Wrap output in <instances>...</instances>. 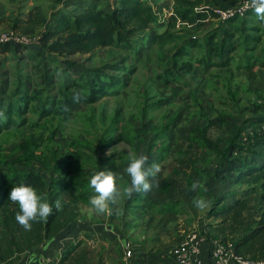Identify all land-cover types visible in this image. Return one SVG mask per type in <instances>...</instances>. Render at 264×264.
I'll list each match as a JSON object with an SVG mask.
<instances>
[{
  "label": "trees",
  "instance_id": "1",
  "mask_svg": "<svg viewBox=\"0 0 264 264\" xmlns=\"http://www.w3.org/2000/svg\"><path fill=\"white\" fill-rule=\"evenodd\" d=\"M240 1L174 0L172 5L169 0H165L163 3H155V6L148 0H115L114 5L109 0H67L65 6L55 12L54 19L40 33L39 43L25 46L19 42H0V59H4L2 64H7L8 59L4 58V55L27 48L30 52L28 57L31 60H39L35 65L37 68L34 69L37 72L45 71L46 74L52 72L53 74L48 75L54 77L53 82L60 83L59 92L48 93L45 96L43 112L47 115L62 114L65 120H70L82 102L93 105L106 96L120 95L129 87L138 66L128 65V58L125 56H114V59L101 67L84 68L79 61L68 57L94 53L107 47H127L129 53L137 56L147 44L170 42L175 39L176 33L186 30L183 28L184 30L179 31L176 28L178 21L194 23V29H197V26L201 29L205 19L218 17L219 11L234 8ZM164 7L172 9L173 13L166 18V26L161 30L158 26ZM197 7L201 8L196 11ZM252 14L254 12L251 10L243 17L233 16L223 21L220 26L208 30L200 38L191 36L182 40L168 56L171 67L158 71L155 78L171 84L182 79L179 75L181 71L193 75L196 72L195 67H200L201 71L206 72L213 67L228 66L233 60L232 54L242 45L245 53L253 55L261 39L258 35V27L246 31L239 26L241 21ZM233 22L239 23L231 30L228 25ZM40 24L39 17L30 12L16 22L14 28H20L26 34H33L34 26ZM249 30H255L257 33L254 31L251 33ZM134 44H138L141 48H134ZM194 51L201 52L200 56L195 57ZM53 54L65 58L55 67H49V62L58 60ZM250 58L248 56L247 67L252 65ZM25 68H20L19 71ZM18 75H21L20 78L14 77L15 73H11L13 78L10 77L12 81L8 85L9 88L12 87L10 90L6 88V83L0 84V132L28 124L31 121L27 116L31 110V102L34 97H40L39 92H31L30 85L25 83L27 76L23 72H19ZM6 92H11L12 95L6 98L4 96ZM158 104L162 105L163 102L160 101ZM251 110L252 115L244 121L223 111L216 118L203 122L199 135H194L190 139L191 145L197 142L204 149L205 156H210L207 160L202 157L205 160L203 166L197 169L199 167L196 165L195 168L196 181L205 186L193 190V178L187 174L188 183L180 195L177 194L180 188L174 183L171 185L163 181L160 187V191L167 195L158 202L159 212L164 214L188 213L189 206L195 211L196 206L193 207L191 204L192 198V203L200 200V196L205 192L213 197L216 196L204 218V221L207 219L212 221H206L201 230V233L207 237L210 264H213L211 246L213 238H220L225 243H233L234 251L238 255L255 261L264 260V205H261L257 215L247 213L248 197L264 190V102H252ZM119 113L120 109L117 110V114L114 113L112 123L103 132L99 131L100 135H96V143L104 147L123 140L135 143L134 134L129 135L128 132L120 131L119 126L116 125ZM213 126L226 130L228 137L225 141L220 138L214 141L208 137V130ZM170 127H174L173 124ZM246 130L252 131L244 138L243 133ZM117 131L120 134L116 136ZM168 133L163 130L156 139L164 141ZM167 143L168 145L157 144L154 151L148 150V152L161 155L154 156L159 160L169 154L172 147L178 145V137L169 138ZM85 148L92 150L93 153L97 152L95 143L85 141L83 145L79 142L72 148L76 150H70L61 159L30 152L27 160L37 163L36 168H28V170L11 168L13 171L11 174L0 170V264H26L31 257L32 260L34 259L33 263H38L42 257L48 255L47 250L51 244L64 239L76 228L80 230L78 223L82 220L80 218L84 209L82 206L90 205V197L94 195V190L89 187V181L84 177L71 179L74 172L78 177L80 169L68 167L78 159ZM125 156L118 157L117 152H113L103 158L107 160V164L101 168H92L93 171H89V176L100 169L119 173L130 162ZM7 162L9 161L6 160L5 163ZM213 167V176L207 174V180H201L200 172L211 171ZM123 175V173L119 175L122 179L118 182L122 187L130 184L128 177L124 178ZM21 183L33 186L38 194L45 196L53 206V213L47 219L33 222L30 231H26L18 224L15 216L19 206L12 205L14 203L9 200L12 188ZM221 183L232 185V189L220 192ZM65 191L72 195L70 201L61 200L60 195ZM148 193L133 194L126 201L125 206L131 207L130 203L140 199L146 201L150 195ZM57 200L62 205L58 211L55 208ZM179 205L182 207H178ZM125 206L124 203L123 206H115L110 211V216L113 220L117 216L120 225L125 226L126 229L128 223L124 221ZM119 210L122 212L118 215ZM101 218L100 216L99 219ZM115 239L119 243L117 254L120 256L121 252L123 253L121 244L123 239L120 235H116ZM85 243V238H81L69 245L56 263L104 264V254L97 253L95 259V252ZM137 254L134 248L130 260L139 256Z\"/></svg>",
  "mask_w": 264,
  "mask_h": 264
},
{
  "label": "rangeland",
  "instance_id": "2",
  "mask_svg": "<svg viewBox=\"0 0 264 264\" xmlns=\"http://www.w3.org/2000/svg\"><path fill=\"white\" fill-rule=\"evenodd\" d=\"M154 1L157 2L158 0ZM66 2L67 0H0V36L13 37L15 34L24 36L30 40L29 42L25 41L23 43L25 46L35 43V41L39 43V39L37 38L40 33L54 19L55 12L63 8ZM109 2L112 5L115 4L114 0H109ZM111 4L110 6H112ZM30 12L37 15L41 20L40 25L34 26L33 34H26L20 28L15 29V23L23 19ZM161 15L164 18L163 13ZM222 22L223 20L217 18L214 22H207L201 29L198 26L197 29L184 28L186 29L184 30L182 28L184 31L176 33L175 39L170 42L164 44L149 43L146 48L141 50L136 62L129 60L128 56H131V53L128 51L129 49L121 47L102 49L93 54L79 57L80 61L86 64L87 68H90L93 66H102L106 62H110L114 56H125L128 58L127 64H136L138 70L132 76L129 87L122 94L118 96H106L99 102L93 103L94 105L82 102L70 120H65L62 114L47 115L43 112L42 105L45 96L48 93L59 92L58 86L60 83L57 81L53 82L55 80L54 77L48 75L53 74L52 72L48 74L45 71L37 72L34 68H37L35 65L38 60H31L28 57L30 52L27 48L4 55V58L8 60L7 64H2L4 59H0L3 60L0 61V84L6 83V88L10 90L8 85L12 82L11 79L13 77L11 73H15L14 77L20 78L21 75L18 74L19 72H23L27 76L25 83L29 84L33 91L39 92L40 97H34V100L31 102V110L27 114L31 121L28 124L18 128H8L0 132V170L2 169L11 174L13 172L11 168H14V170L19 168H36L37 163H33L30 159L27 160L28 155L31 154L30 152L34 151L48 158L56 157L57 159H61L70 150H76L72 148L77 146L79 142L84 145L85 141H89L93 144L95 143L97 152L93 153L88 148H85L84 151L82 150L83 152L81 151L82 154H80L78 159L73 161L71 166L68 167L80 169L78 177L76 172H74L71 179L72 177H76V180L79 177H84L85 179L86 174L82 168L104 167L107 164V160L105 161L103 158L109 156L108 153L110 150L112 151L111 154L115 150H118V157L120 155L124 157L128 151L129 153H135L137 155H147L149 157L148 165L150 163H159L161 165V171L158 173L159 185L160 182L162 185L163 181H173V176L166 177L164 180H162V177L171 173L172 168H180L181 166L178 165L180 160L186 157V176L187 174L190 175L193 178V182H196L197 175L195 172L196 169H194L196 166L192 168L195 160L192 159L200 157L197 159L196 164L200 163V167H202L205 162L202 157L206 160L210 157L205 156L204 149L197 142L191 145L192 141H190L192 136L199 135V131L202 129V123L211 118H216L223 111L229 112L241 118V121H244L245 118L252 115V102H264V67H262L264 65L262 63L264 61V24L257 20L252 24L251 21H247V24L251 26H260L262 32L259 33L260 31H258L262 41L259 45L257 44L256 51L254 52V54H257V66L253 71L236 72L235 64L234 66L213 67L206 72L200 71L198 68L195 76L182 72L183 79L172 84H167L163 80H157L155 75L158 71H163L170 66V62L166 63L162 58L170 53L178 43L191 36L192 38H200L208 30L221 25ZM177 29L182 31L180 28ZM249 31L257 33L255 30ZM133 47L138 48L136 45ZM240 53L241 51L235 52L233 54L234 59ZM196 54L199 55L198 52ZM53 56L59 60L65 58L57 54H53ZM49 64V67L56 65ZM20 68L25 69L19 71ZM63 74L65 75L66 73ZM11 95V92L4 94L6 98H9ZM165 100L168 101L163 106L158 104V102H164ZM203 103L207 104L208 108L206 110H204ZM118 109H120V113L116 125L119 126L120 131L134 134V137L137 139L135 146L122 142L114 147H104V145L95 142L96 135H100L99 131L103 132L112 123V117L115 112L117 114ZM172 124L174 127H170ZM172 128L174 129L170 130ZM163 130L169 132L166 135V139L164 141L156 139ZM250 131L252 130H246L243 133L244 138L247 137V133ZM174 136L178 137L179 143L176 147L174 146L171 154H166L157 160V157L154 156L161 155H154L153 152H148V150L154 151L153 149H156L157 144L168 145L169 138ZM208 137L214 141L218 138L225 141L228 134L226 130L213 126L208 130ZM85 155L90 157H86ZM6 160L9 161L7 164L5 163ZM207 174L213 176L214 167L211 171H205L203 173L201 171V180H207ZM219 188L220 192H224L230 190L232 185L221 183ZM262 191L261 197L259 194L249 196V215H257L260 211L261 205L264 203V192ZM218 194L219 192L216 193V195ZM200 197L201 199L208 198L211 202L206 204L207 207L205 205H203L204 208L203 206L198 207L195 201L192 203V198L191 204H193V207L196 206L195 211L200 217L194 216L193 218L195 219H193L192 225L182 220L181 232L183 231L186 234L192 231L201 232L202 225L206 221H212V219L204 221V218L214 200L213 198L216 196L213 197V195L205 192ZM132 204L130 203L129 205ZM178 207L182 206L179 205ZM82 208H84L80 217L82 221L79 225L81 227L85 228L87 225L92 224L91 219L93 217H104V215H98L91 204L84 205ZM129 209L130 207L125 206L124 211L127 212ZM187 210V216L191 217L194 212L191 206ZM183 217L185 218L186 215ZM200 218L201 220L203 219V224L199 222ZM85 237V244L95 252V259H97V253H103L104 260L110 258V255L105 254L104 250L112 246V242L98 243L95 240L89 239L87 234ZM163 239L165 241L171 240L169 236H164ZM46 256L49 257V255Z\"/></svg>",
  "mask_w": 264,
  "mask_h": 264
},
{
  "label": "crops",
  "instance_id": "3",
  "mask_svg": "<svg viewBox=\"0 0 264 264\" xmlns=\"http://www.w3.org/2000/svg\"><path fill=\"white\" fill-rule=\"evenodd\" d=\"M148 1H150L152 4H155V3H163L165 0H158L157 2H155L154 0H153V2H152V0H148ZM169 1L172 4L174 0H169ZM114 2H115V0H114ZM155 6H156V4H155ZM199 8H201V7H197L196 11ZM162 13H163L164 18L161 17ZM162 13L160 14V21H159V26H158L159 29H161V30H163L165 28L166 21H167L166 18L173 13V10L167 9L164 7ZM216 19H217V17L216 18L214 17L212 19H205L203 21L204 25L210 21L214 22ZM247 19H249V20H247ZM163 20H164V22H163ZM255 20L260 22L257 19L256 15L252 14V15L248 16L247 18H245L243 20V22L241 21L239 26L243 30L248 31L249 28H255L256 25L251 26V25L247 24V21H251V24H252ZM238 23H234V22L230 23V25H228V27H230L231 30H233ZM193 24L194 23H187V22L178 21L176 28L192 29ZM218 26H220V25H218ZM218 26H216V27H218ZM257 27H258V30L260 31L259 33H262L260 26H257ZM251 33H253V32H251ZM261 41H262V38L260 39V41L257 44L259 45L261 43ZM134 45L138 46V49L141 48V46H139L138 44H134ZM108 48H112V47H107V48H103V49H108ZM124 49H127V47H125ZM99 50H102V49H99ZM173 50L170 53H168L165 57L162 58L166 61V63L170 62V59L168 56H170L173 53ZM237 51H241V53L239 55H237L235 59L233 57L231 64L228 66H231V65L234 66V64H235V71L236 72H241V71L245 72V71H251V70L253 71L254 68L257 66V64H256L257 54L253 53V55L252 54L249 55V53H245V50L243 49V45L241 47H239ZM237 51H235V52H237ZM140 52H139V55H137V56H134V54H131V56L129 55L128 56L129 60H134L136 62L140 56ZM196 52H198L199 55H197ZM90 54H93V53L76 54V55L70 56L68 58L72 59V60L79 61L84 66V68H87L86 64L81 62L79 57L90 55ZM200 54H201V52L194 51L195 57L200 56ZM248 56L251 57L250 60H251L252 65L250 67H247ZM59 61L60 60L58 59L57 62L55 61L56 63L53 61L49 62V63L57 65V63H59ZM262 63H264V61H262ZM55 66H53V67H55ZM93 67H101V66H93ZM169 67H171V65L168 66L167 68H169ZM262 67H264V65ZM90 68H92V67H90ZM197 69H198V67H195L196 72L193 73L194 76L197 74ZM199 69H200V67H199ZM182 72H185V71L179 72V75L183 79L184 76H182L183 75V74H181ZM11 88L12 87H10V89ZM30 91L34 92L31 87H30ZM122 92L120 94H122ZM167 101L168 100H165L163 102L162 106L164 104H166ZM203 107H204V110H206L208 108L206 103H203ZM119 134H120L119 131L115 132L116 136ZM129 135H131V134L129 133ZM133 138H135V141L137 140L136 137H133ZM122 142L128 143L132 146H135L137 143V141H136L135 143L132 144L128 141L123 140V141H120L119 143H114V144H112V146H109V147H114V146H116ZM173 148L174 147L171 148V151L169 154H171L173 152V150H172ZM117 151L118 150H115V152H117ZM146 151H147V149H146ZM130 154H132V153H129L127 151L126 155L128 156L129 160H130ZM127 156H125V157L127 158ZM199 158H196V159L193 158L192 159V160H195L192 168H194L196 165L199 167L197 169L201 168L200 163L196 164L197 159H199ZM185 159H186V157L180 160V163L178 164L181 166L180 168H177V167L172 168L171 173L162 177V180H164V179H166V177H172L173 176V181H171L169 183H171V185H172V183L179 185V188H180L179 191L180 192H177V194L181 193V191H184L186 189L187 181H186V172L185 171L187 168L186 167L187 163L185 162ZM23 170H28V168H23ZM89 171H93L92 168H83V172L86 174L85 179L86 180L88 179V181H90V178H91L89 176ZM95 172H97V171H95ZM122 173L124 174L123 175L124 178L128 177L129 182H130V177L125 172V169H121L119 171L118 175H121ZM158 175L155 178L156 180H159ZM119 185L121 188H123L121 186V184H119ZM160 187H161V182H160V185L158 187H153V189L148 193V194H150L149 197L147 198L148 201L147 200L146 201L141 200V199L139 201H134V203L130 207V210L124 214V221H126V223H128V227L126 229H125V226L123 227V225H120V222H119L117 216L114 220L111 219L110 212L107 214H103L104 217L101 219L94 217L93 219H91V221L93 223L87 225L85 228L79 226L81 224V221H82L81 220L78 223V228L80 229L79 230L80 232L76 228L75 230H72L67 237H65L64 239H62L58 242H55L49 246V249L47 250V252H48L49 256H52L51 257L52 260L50 263H45V264H57L56 261L62 255L64 250L69 245L76 242L78 239L86 238L85 237L86 234L88 235L89 239L95 240L98 243H107V242L113 243L112 246H109L104 250L105 254L110 255V258L106 259L104 264H177V262L174 259L172 254H173L175 248L183 241L184 237L186 236V233L183 231L181 232V230H180L181 221L183 220V221L188 222L189 224L192 225L193 219H195L193 217L194 216L200 217V216L198 213H196V211L193 212V215L191 217L187 216V213H183V214L165 213L164 214V213L159 212L160 206H158V204H159L158 202L162 201V197L167 196L166 194H164L160 191ZM262 192H264V190ZM177 194H176V196H177ZM254 195H258V194H254ZM259 195L261 197V192L259 193ZM60 198L62 201L67 202V201H70L72 199V195L70 194V192L65 191V192L61 193ZM128 199L129 198H127V197H123L116 206H123V203L125 204L126 201H128ZM202 200L204 201L205 207H207L206 206L207 203L211 202L210 199H208V198H205ZM248 202H249V209H248V211H249L250 210L249 197H248ZM151 204H155L156 206H153ZM262 205H264V203ZM203 208H204V206H203ZM120 212H122V211L119 210L118 215L120 214ZM184 215H186L185 218L183 217ZM199 222H201V224H203L204 221H203V219L201 220V218H200ZM86 228H88V229H86ZM206 229L209 230V228H206ZM125 230H126V232H125ZM116 235H120L123 240L128 239L133 244L134 248L136 249V252L138 253L137 255H139V256H136V258H134L132 260L126 259L124 256V252L123 253L121 252V255L119 256L117 254V249H119V243H117V241L115 239ZM164 236H169L171 238V240L165 241L163 239ZM199 257L204 260L205 264H210V256H209L208 242L207 241H205L204 243L201 244V253L199 254ZM33 264H42V262L39 260L38 263L34 262Z\"/></svg>",
  "mask_w": 264,
  "mask_h": 264
},
{
  "label": "clouds",
  "instance_id": "4",
  "mask_svg": "<svg viewBox=\"0 0 264 264\" xmlns=\"http://www.w3.org/2000/svg\"><path fill=\"white\" fill-rule=\"evenodd\" d=\"M247 7L264 24V0H249ZM111 152L110 150L108 154L111 155ZM148 160L149 157L145 154H130V162L125 168L130 177V184L123 188L118 183L122 178L117 172L100 169L91 176L89 187L94 190V195L90 197V204L98 215L109 213L123 197L131 198L135 193L147 194L153 187L159 186V181L155 178L161 171V165H148ZM201 187L203 185L199 181L192 184L193 190ZM9 200L18 204L19 211L15 219L26 231L31 230L33 222L47 219L53 213V206L31 185L21 183L14 186ZM195 203L198 207L204 205L202 199L196 200ZM55 208L57 211L62 208L59 200L55 202Z\"/></svg>",
  "mask_w": 264,
  "mask_h": 264
},
{
  "label": "built area",
  "instance_id": "5",
  "mask_svg": "<svg viewBox=\"0 0 264 264\" xmlns=\"http://www.w3.org/2000/svg\"><path fill=\"white\" fill-rule=\"evenodd\" d=\"M248 2L249 0H241L236 7L219 11L217 18L226 21L233 16H245L247 12L251 11L247 7ZM25 41L29 42L30 40L16 34L13 37L0 36V42L2 43H25ZM206 238V235L199 231H192L186 234L183 241L175 248L172 254L177 264H205L203 259L199 257V254L201 253V244L207 240ZM121 244L125 258L130 259L134 251L133 244L129 240H122ZM211 246L213 264H264V260L255 261L236 254L233 243H225L220 238H213ZM33 260L31 257L26 264H33ZM51 260L50 256L41 258L42 264L50 263Z\"/></svg>",
  "mask_w": 264,
  "mask_h": 264
}]
</instances>
